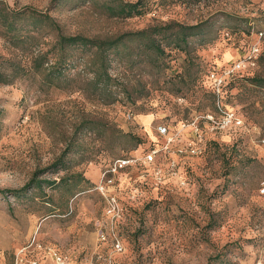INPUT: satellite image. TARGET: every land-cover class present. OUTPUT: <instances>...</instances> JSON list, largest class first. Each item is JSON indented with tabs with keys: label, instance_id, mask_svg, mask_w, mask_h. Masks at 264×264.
<instances>
[{
	"label": "rangeland",
	"instance_id": "rangeland-1",
	"mask_svg": "<svg viewBox=\"0 0 264 264\" xmlns=\"http://www.w3.org/2000/svg\"><path fill=\"white\" fill-rule=\"evenodd\" d=\"M117 1L0 0V264H264V0H145L127 18ZM180 25L201 31L176 47ZM59 35L124 36L108 82L94 49L49 77ZM253 43L256 66L216 95L209 71ZM129 155L109 213L100 172Z\"/></svg>",
	"mask_w": 264,
	"mask_h": 264
},
{
	"label": "trees",
	"instance_id": "trees-1",
	"mask_svg": "<svg viewBox=\"0 0 264 264\" xmlns=\"http://www.w3.org/2000/svg\"><path fill=\"white\" fill-rule=\"evenodd\" d=\"M116 15L127 18V17H133V16H140L143 13L146 12L147 3L145 0H136L134 2L131 1H123L118 0L116 4ZM24 13L22 11H11V12H5L6 18H11V25L15 21H22L24 19ZM180 32H178L177 41L174 43L176 47H180L181 43L186 40L188 36L198 34L201 31V28L198 25L195 26H183L180 25ZM139 36L144 37L145 35L149 34L150 36H159L160 35V29H156L150 33H146L145 30H142L137 33ZM126 36V35H125ZM124 36H121L119 38H116L115 40H95V39H89L83 36H64L59 35L56 39V48H58V51L60 52V55L58 58L54 60L53 65L48 68V76L49 77H56L62 75V73L66 70V68L70 65V60L68 57V54L65 53L66 49H80L82 51H90L95 50L100 55L101 58L104 55V58L101 59L100 69L103 68L104 62L106 61V57L108 56V51L117 49L120 45L123 44ZM126 39L128 37H125ZM164 37L159 38V40L153 41L149 49H154L155 52L161 53L163 51V48L161 47V42H163ZM181 42V43H180ZM46 58V57H45ZM49 60H46L45 63L48 64ZM14 66V65H13ZM16 68V67H14ZM16 71V69H14ZM98 81L101 83L108 82V75L106 66L103 68V71L99 74L98 73ZM0 82H4L3 74L0 71ZM40 186V183H35V181L32 179L29 184L25 186V189L29 188L30 186Z\"/></svg>",
	"mask_w": 264,
	"mask_h": 264
},
{
	"label": "built area",
	"instance_id": "built-area-1",
	"mask_svg": "<svg viewBox=\"0 0 264 264\" xmlns=\"http://www.w3.org/2000/svg\"><path fill=\"white\" fill-rule=\"evenodd\" d=\"M258 35L260 37L264 36V31H259ZM260 54V47L258 44H251L247 49H245L244 53L241 56H238L231 64V67L219 73L217 70L212 69L208 73V79L210 81V85L212 87L213 92L216 95H219L226 83V80L229 79L230 76L236 73H245L249 70H252L257 64V58ZM226 119L228 122H234L237 125L241 124V120L238 119L234 112L232 111H223V119ZM158 131L160 134H165L168 132V128L163 125L158 126ZM167 146V145H166ZM165 146V147H166ZM158 153L157 148H152L148 151L144 159L142 160L144 163H151L154 161L156 154ZM138 161L137 158L132 156L118 157L116 158L108 167L100 172V176L97 182V187L101 191V193L105 196L107 201V207L109 213H113L117 208V200L112 191L109 190L110 186L113 187L114 177L115 175L131 165H134ZM56 264H62L63 261L60 256H55Z\"/></svg>",
	"mask_w": 264,
	"mask_h": 264
}]
</instances>
